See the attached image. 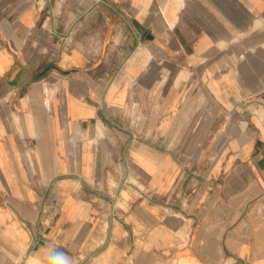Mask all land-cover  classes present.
<instances>
[{
	"label": "crops",
	"instance_id": "crops-1",
	"mask_svg": "<svg viewBox=\"0 0 264 264\" xmlns=\"http://www.w3.org/2000/svg\"><path fill=\"white\" fill-rule=\"evenodd\" d=\"M263 11L0 0V264H264Z\"/></svg>",
	"mask_w": 264,
	"mask_h": 264
},
{
	"label": "rangeland",
	"instance_id": "rangeland-1",
	"mask_svg": "<svg viewBox=\"0 0 264 264\" xmlns=\"http://www.w3.org/2000/svg\"><path fill=\"white\" fill-rule=\"evenodd\" d=\"M223 48V56L227 59H236L239 61L240 68L246 71L245 64L255 59L264 62V11L254 20L249 28L238 29L232 35L224 36L218 41ZM248 61V62H247ZM159 78L158 90L160 98L158 99L159 107H166V98L162 97L163 91H166V68H163ZM188 73H192V68ZM209 105V100L207 99ZM161 117V116H160ZM165 118V117H164Z\"/></svg>",
	"mask_w": 264,
	"mask_h": 264
},
{
	"label": "clouds",
	"instance_id": "clouds-1",
	"mask_svg": "<svg viewBox=\"0 0 264 264\" xmlns=\"http://www.w3.org/2000/svg\"><path fill=\"white\" fill-rule=\"evenodd\" d=\"M49 264H73V262L71 257L63 252H60L50 255Z\"/></svg>",
	"mask_w": 264,
	"mask_h": 264
}]
</instances>
